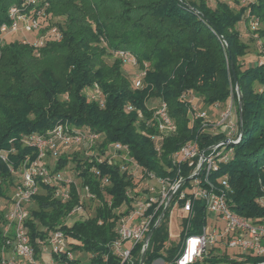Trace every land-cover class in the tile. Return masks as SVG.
<instances>
[{
    "label": "trees",
    "instance_id": "obj_1",
    "mask_svg": "<svg viewBox=\"0 0 264 264\" xmlns=\"http://www.w3.org/2000/svg\"><path fill=\"white\" fill-rule=\"evenodd\" d=\"M21 2L0 0V25L7 21L8 9ZM37 3L38 7L44 6V24L56 25L61 31L60 40H47L38 48L30 40L23 42L24 38L0 43V151L6 152L5 160L0 157V257L5 247L4 214L13 193L10 195L7 189H13L18 178L13 171L25 158L36 156L34 148L23 142L24 137L46 133L67 121L101 133L105 143L126 144L131 155L149 171L174 174L177 166L168 156L183 143L196 139L203 148L220 139V135L200 132L197 119L189 124L191 105L184 97L188 92L212 108L231 99L237 112L240 97V140L232 145L230 160L221 164L211 178L227 176L228 197L235 212L249 218L264 214L255 203L264 183V59L242 69L240 59L249 46L237 29L238 22L258 18L262 25L257 28V37L264 47V0H253L238 8L224 0ZM53 15L61 20L52 22ZM118 49L130 50L139 67L147 64L141 87L133 86V67H122V60L114 56ZM95 84L102 102L90 99L86 93ZM159 100L166 102L176 132L164 138L162 151L157 154L151 137L155 129L144 121L151 118L152 107ZM70 162L81 185H88L94 200H98L95 214L67 225L64 220L68 212L79 202L76 186L71 183V198L63 202L51 186L42 185L28 207L25 225L29 241L38 253L37 239L61 229L68 239L78 242L68 243L71 250L89 255L87 264H118L110 243L116 237V221L121 213L118 208L129 203L126 190L136 183L117 164L99 163L100 173L94 174L90 171L92 163L76 152L60 154L54 169L60 170ZM188 171L183 165V178ZM104 176L107 183L101 181ZM169 209L149 238L143 264H153L158 258L172 260L184 236L199 233L205 224L203 203L194 200L192 215L181 219L179 242L166 245ZM140 248V244L133 246L132 261L127 264L139 263ZM225 260L209 253L203 264H223ZM65 264H80V260L74 257Z\"/></svg>",
    "mask_w": 264,
    "mask_h": 264
},
{
    "label": "built area",
    "instance_id": "obj_2",
    "mask_svg": "<svg viewBox=\"0 0 264 264\" xmlns=\"http://www.w3.org/2000/svg\"><path fill=\"white\" fill-rule=\"evenodd\" d=\"M38 1L22 0L19 5L8 9V19L0 25L1 39L7 33L22 29L36 34L37 38L31 42L36 48L43 46L47 40H60L61 31L58 27H47L44 24V6L38 7ZM252 20V25L259 24V20ZM43 28L49 31L42 34ZM23 42L28 40L24 38ZM114 55L124 64L138 69L134 74L133 86L141 87L147 64L144 62L139 67L136 56L130 50L118 49ZM86 93L90 99L102 102L101 91L96 84L86 89ZM218 107L215 104L213 108ZM196 119L200 132L209 136L220 135V139L203 148L196 139L186 141L168 156L171 163L177 166L175 173L165 175H158L140 165L126 144L119 141L105 143L101 133L88 127L64 122L56 124L46 133H31L24 137L23 142L34 148L36 156L33 159L25 158L17 171L12 170L18 174V178L13 187L11 203L4 214L2 233L5 247L1 251L0 264H65L68 259L74 258L68 238L61 229L51 231L45 239L38 238L40 250L36 253L25 225L29 215L28 207L40 186H51L54 195L63 202L71 198L70 186L71 183L75 185V180L71 176L63 177L61 172L67 166L71 175L80 179L72 170L74 165L67 163L60 170L54 168L57 157L70 152L72 145L84 148V152L79 155L92 163L90 171L94 174L100 173L97 166L99 163L117 164L136 183L126 190L129 203L118 208L121 213L116 221V237L110 243V250L118 257V264L132 261V248L135 244L141 245V252L145 246L147 248L149 240L146 241V236L164 208L175 204L180 208L182 216L189 218L194 200H200L204 207L205 224L201 231L185 235L172 260L158 258L153 264H203L209 253L225 257L223 264H264V214L249 218L235 212L230 206L227 176L215 180L211 178V174L221 164L230 160L233 155L232 145L240 140L237 108L231 103L220 111H197L191 106L189 124ZM144 122L147 126L153 125L155 130L151 137L155 151L160 154L164 138L176 132L166 102L159 100L152 107L151 118ZM0 157L5 160L6 152L0 151ZM52 160H55L53 167ZM183 165L189 169L186 178L181 175ZM101 181L107 183L108 179L104 176ZM81 189L83 194L77 188L78 204L67 216L84 208L85 197L94 200L95 196L88 185H81ZM255 203L264 210V183L260 186V194L255 197ZM46 254L48 260L43 259Z\"/></svg>",
    "mask_w": 264,
    "mask_h": 264
},
{
    "label": "rangeland",
    "instance_id": "obj_3",
    "mask_svg": "<svg viewBox=\"0 0 264 264\" xmlns=\"http://www.w3.org/2000/svg\"><path fill=\"white\" fill-rule=\"evenodd\" d=\"M224 1L228 2L232 7L238 8L239 6L244 5V4H246L250 1H253V0H224ZM209 2L213 3L214 0H209ZM51 19H52V22H55V21L61 20V17H59L57 15H53L51 17ZM254 19L258 20V18H254ZM252 21L253 20L251 18H248V21H240L237 23V29L240 32L242 40L247 42V44L249 46L248 52L243 57H241V59H240L242 62V65H243L242 69H245L248 66L255 65L256 63H260L264 59V47L261 44V40L257 37V28H260L262 24H261V21H259V24L254 26V25H252ZM47 31H49L48 28L41 29L42 34H45ZM23 38L33 42V41H35L37 36L33 32H26V31H23L22 29H19L17 31L5 34L2 39H1V35H0V43H2V42L7 43V42H10L13 40H18V39H23ZM107 58H108V60L111 61V57H107ZM124 66H125V64L123 63L122 67H124ZM125 70H127V68H125ZM137 71H138L137 68L132 69L133 74L137 73ZM184 97L190 103V105L197 111L213 110L212 107L204 106L201 103V100L193 92H188ZM230 103L232 104L233 107L236 106L234 101L230 99L229 101H227V103L219 106L216 110L217 111L223 110ZM65 122H67V121H65ZM73 146L74 145H72L70 152H68L69 154H71V152H76L78 154H82L84 152V148H82V146H75V147H73ZM54 161L55 160H52L51 167H53L52 164ZM69 165L73 166L74 164L73 163L71 164V162H70ZM66 168H67V166L63 168L64 170H62V172H61L62 176L65 178L71 176L75 180L76 188H78L79 192L81 194H83V191L81 189V180L76 179L77 177L74 175H71L72 173ZM72 170L74 171L73 168H72ZM16 180H17V177H16ZM12 190H13L12 188H10V189L8 188L7 193H9L11 195ZM84 204H85L84 208H82L79 211L74 212V214H72L71 216H67L65 218L64 221L66 222L67 225H70L75 220L84 219L86 217H90V216H93L95 214V208L98 205V200H96V199L91 200L90 198L85 197L84 198ZM4 206H6V205H4ZM8 206H9V203L7 204V207ZM182 217L183 216H182L180 208L177 205L173 204L167 213L169 240L167 241L166 245L170 244V242H173L176 244L177 240H179L180 228H181L180 222H181ZM69 242L75 243V244L78 243L76 240H74L72 238L68 239V243ZM8 255L12 256V254H8ZM73 255L75 258H79L80 264H87L89 261V255L86 254L85 252H79L77 250H73ZM43 259L48 260L49 256L46 254V255H44Z\"/></svg>",
    "mask_w": 264,
    "mask_h": 264
},
{
    "label": "water",
    "instance_id": "obj_4",
    "mask_svg": "<svg viewBox=\"0 0 264 264\" xmlns=\"http://www.w3.org/2000/svg\"><path fill=\"white\" fill-rule=\"evenodd\" d=\"M235 78V77H234ZM236 82V80H235ZM236 88H237V85H236ZM237 93L239 95V92H238V88H237ZM238 118H239V121L241 122V116H242V113H241V101H240V97L238 96ZM166 211V208H164L161 212V215L160 217L158 218V220L156 221V224L154 226L151 227V229L149 230L147 236H146V241L149 240L154 228L157 226V224L159 223L160 219L162 218V215L164 214V212ZM145 251H146V246L143 248L142 252H141V256H140V259H139V263L138 264H143V260H144V255H145Z\"/></svg>",
    "mask_w": 264,
    "mask_h": 264
}]
</instances>
